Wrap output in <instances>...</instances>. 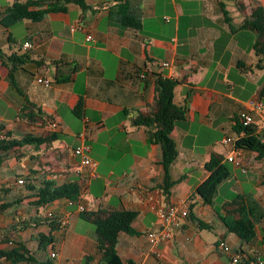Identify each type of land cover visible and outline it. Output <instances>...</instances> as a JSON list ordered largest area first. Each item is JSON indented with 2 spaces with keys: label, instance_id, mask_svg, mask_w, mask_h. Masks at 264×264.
Here are the masks:
<instances>
[{
  "label": "crops",
  "instance_id": "obj_1",
  "mask_svg": "<svg viewBox=\"0 0 264 264\" xmlns=\"http://www.w3.org/2000/svg\"><path fill=\"white\" fill-rule=\"evenodd\" d=\"M13 1L0 0V10ZM85 2L86 10L70 3L66 12L47 14L40 21L25 19L9 28L0 25V51L31 59L14 72L17 89L0 61L2 131L19 137L42 132V127L18 116L26 98L45 112L49 124L58 123L59 135L48 148L23 145L20 159L4 162L0 183L13 186L27 174L57 183L85 178L80 200L84 210L103 207L137 213L131 224L136 233L120 232L117 237V254L124 264H235V253L239 260L250 256L264 261V216L255 223V236L249 242L228 231L219 217L222 204L237 194L252 196L264 211V157L258 159L255 151L244 149L243 171L225 161L227 148L220 144L224 136L234 133V118L247 100L264 104V59L259 61L253 48L255 34L238 27L243 14L235 1L127 0L124 10L139 22L138 27L120 23L117 0ZM243 3L246 11L256 5L264 8V0ZM87 35L92 39L87 40ZM180 70H187L183 75L187 77L174 88L173 101L185 108V116L171 131L177 157L170 166L174 183L166 199L161 189L160 146L150 139L148 127L132 120L154 101L155 78L179 79ZM37 77L49 78L51 84L44 86ZM79 99L83 106L77 114ZM254 124L264 142L259 116ZM82 144L90 147L96 162L95 177H87V168L76 172L79 158L71 149ZM213 152L223 155L231 174L219 184L213 202L205 204L196 188L209 174L204 164ZM17 193L26 195L14 189L2 196L11 200ZM29 200L24 197L18 216L35 213ZM171 201L185 203L187 214L210 228H198L186 215L170 229V237L153 247L147 234L160 231L157 210ZM51 204L42 211L57 212L65 225L53 232L52 248L38 256L54 251L56 264H106L97 249L95 227L80 218L78 206L65 199ZM11 212L12 208L0 217V229L12 223ZM39 231L47 229L31 228L15 233L13 239L34 250L37 242L31 235ZM221 242L229 245L230 252L222 251ZM0 248L10 245L0 244Z\"/></svg>",
  "mask_w": 264,
  "mask_h": 264
},
{
  "label": "trees",
  "instance_id": "obj_2",
  "mask_svg": "<svg viewBox=\"0 0 264 264\" xmlns=\"http://www.w3.org/2000/svg\"><path fill=\"white\" fill-rule=\"evenodd\" d=\"M234 1L243 14L238 27L252 31L255 34L253 48L260 57L259 61H262L264 59V8L256 5L250 11H246L243 0ZM70 3L79 5L83 10L87 8L85 0H14L12 5L2 11L0 10V25L9 28L25 19L34 22L40 21L47 14L66 12ZM126 4L127 0H117L116 10L120 23L125 26L138 27L139 22L124 10ZM222 12L225 20L229 22L230 17L223 6ZM0 61L8 68L7 78L11 85L16 88L14 72L19 66L31 61L30 57L26 54L18 55L16 53L8 55L0 51ZM51 63L58 64L59 62L52 60ZM186 77L185 75L183 79L179 80L173 77L157 76L155 78L154 101L148 104L144 110L138 111L132 120L135 125L148 127L150 129V139L160 146V163L164 170L161 189L166 199H168L170 187L174 183L169 175L170 166L177 157V149L171 138V131L174 123L185 116V108L173 101L174 88L185 83ZM82 106L83 102L79 99L74 110L75 113L79 114ZM18 116L28 124L39 125L43 130L39 135L26 133L16 138L9 131H2L3 128L0 126V169L4 162L11 159L18 160L24 155L20 149L23 145H44L48 148L59 138L58 133L49 128V117L40 107L28 99H23ZM256 127L255 124L243 125L237 117L234 118L233 132L238 136L235 146L243 150L255 151L257 158L260 159L264 157V142L261 140V134L257 132ZM204 167L209 174L197 186L196 193L203 203L211 204L219 184L230 176L231 170L223 160V155L216 152L210 155ZM18 179L21 182H18ZM18 179L15 180L13 186L0 183V217L10 208H12L13 217L10 225L0 229V244L10 245L8 249L0 248V264H56L50 254L49 256L39 257L38 253H45L48 248H52L53 232L60 228L59 224L62 217L57 212H44L42 210L59 199H65L71 201L73 205H78L81 200L85 178L57 183L45 176L38 178L32 174H27L20 176ZM14 189L23 190L26 195L20 196L17 193L11 197V200L3 197ZM24 197L30 198L28 203L35 209V213L18 216L17 209ZM222 209L223 213L219 214V217L228 231L234 233L243 242H249L254 238L255 223L264 216V211L252 196L237 194L231 200L224 202ZM136 215L137 213L132 210H116L103 207L79 211L81 219L94 225L97 249L101 252L106 264H124L117 254V237L120 232L136 233L131 225ZM187 217L198 228H210L209 224L190 213L187 214ZM41 226L46 227L47 231H39L36 235H31L32 239L37 242L34 250H31L26 242L13 239L15 233L25 232L28 229H36ZM240 252H243L242 249H240ZM248 259L245 260L242 257L235 264H257L255 258L249 256ZM127 264L132 263L128 262Z\"/></svg>",
  "mask_w": 264,
  "mask_h": 264
},
{
  "label": "built area",
  "instance_id": "obj_3",
  "mask_svg": "<svg viewBox=\"0 0 264 264\" xmlns=\"http://www.w3.org/2000/svg\"><path fill=\"white\" fill-rule=\"evenodd\" d=\"M92 36L87 35V40H91ZM25 46H30L29 42L24 43ZM163 65H169L168 62H163ZM141 77L145 76L143 73L140 75ZM37 82L44 85L49 86L51 84V80L49 78L37 77ZM255 116H259L264 127V104L257 99H249L245 102L244 107L238 111L237 119L243 125H251L255 123ZM49 128L52 130H56L58 128V123L56 121H51L49 124ZM236 134L226 135L220 140V144L227 148V154L225 156V161L233 164L234 166L240 168L241 170H245V166L242 159L243 149L235 146V141L237 139ZM90 147L88 145H78L71 149V154L75 155L79 158V167L76 169V172L79 174L82 168H87L89 171L87 173V177H95V167L96 162L91 158ZM18 182H21L18 179ZM70 204L71 201H69ZM78 210H84L83 205L80 203L77 205ZM188 212V207L185 203L180 201L178 202H169L166 206L157 210V216L161 221L162 227L160 231L156 232H148L147 236L150 241V244L154 247L156 244L162 240L171 236L170 229L178 224V220L180 217H185ZM65 225L64 221H60L59 227L62 228ZM222 251L230 252V247L227 243L221 242L219 244ZM51 257H55L56 254L54 251L50 252ZM238 260V255L232 254V261L236 262ZM257 264H264V261L257 257Z\"/></svg>",
  "mask_w": 264,
  "mask_h": 264
},
{
  "label": "rangeland",
  "instance_id": "obj_4",
  "mask_svg": "<svg viewBox=\"0 0 264 264\" xmlns=\"http://www.w3.org/2000/svg\"><path fill=\"white\" fill-rule=\"evenodd\" d=\"M226 2H228L229 0H225ZM227 8L229 9V10H232V12H234L233 11V9H232V5H230V4H228L227 3ZM232 135V134H231ZM14 137H16V138H18L19 137V135L18 134H15V136ZM74 148V147H73ZM229 163V162H228ZM231 164V163H230ZM51 206H52V204H51Z\"/></svg>",
  "mask_w": 264,
  "mask_h": 264
},
{
  "label": "water",
  "instance_id": "obj_5",
  "mask_svg": "<svg viewBox=\"0 0 264 264\" xmlns=\"http://www.w3.org/2000/svg\"><path fill=\"white\" fill-rule=\"evenodd\" d=\"M186 72H188L187 70L185 71V70H180V80L182 79V77H183V75L186 73Z\"/></svg>",
  "mask_w": 264,
  "mask_h": 264
}]
</instances>
